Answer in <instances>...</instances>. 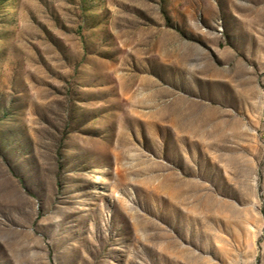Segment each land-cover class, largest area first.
<instances>
[{"label": "rangeland", "instance_id": "374dc122", "mask_svg": "<svg viewBox=\"0 0 264 264\" xmlns=\"http://www.w3.org/2000/svg\"><path fill=\"white\" fill-rule=\"evenodd\" d=\"M1 179L0 264H264V0H0Z\"/></svg>", "mask_w": 264, "mask_h": 264}, {"label": "crops", "instance_id": "0c3cea01", "mask_svg": "<svg viewBox=\"0 0 264 264\" xmlns=\"http://www.w3.org/2000/svg\"><path fill=\"white\" fill-rule=\"evenodd\" d=\"M233 10L240 13L241 7L232 6ZM219 13L230 12L226 6H218ZM258 7L254 11L258 12ZM25 193L17 182L0 180V233H23L25 215L29 214L30 221L34 220V209L32 203H27ZM24 223V224H22Z\"/></svg>", "mask_w": 264, "mask_h": 264}]
</instances>
